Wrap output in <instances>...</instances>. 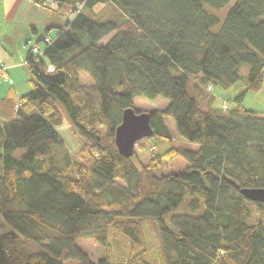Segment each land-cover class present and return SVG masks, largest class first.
I'll return each instance as SVG.
<instances>
[{
    "label": "trees",
    "instance_id": "16d2710c",
    "mask_svg": "<svg viewBox=\"0 0 264 264\" xmlns=\"http://www.w3.org/2000/svg\"><path fill=\"white\" fill-rule=\"evenodd\" d=\"M31 1L53 20L28 51L30 89L0 101V264H264V202L241 192L264 188V112L213 93L245 64L246 91L262 88L264 0ZM137 97L168 101L147 110L151 137L173 141L170 117L197 147L122 156ZM177 158L183 170H163Z\"/></svg>",
    "mask_w": 264,
    "mask_h": 264
},
{
    "label": "rangeland",
    "instance_id": "374dc122",
    "mask_svg": "<svg viewBox=\"0 0 264 264\" xmlns=\"http://www.w3.org/2000/svg\"><path fill=\"white\" fill-rule=\"evenodd\" d=\"M17 3H18L17 9L19 10V17H16L15 14H12V15H9V17H6V15H4V12H3V6H0V15H1L0 35L2 36V32L4 31V29L10 26L12 22H17L18 20L19 21L17 24L18 28L22 30L24 34L31 36V40L28 41V43H26V40H29V39L24 38L25 36L21 40V43H22L21 45L22 47H24V50L25 49L28 50L31 46L36 45L37 38L44 32L41 22H44L45 16H47L49 12H48V8L43 7L41 5H37L31 0H24V1L19 0V2ZM9 18H14V21L10 20ZM31 24H33L34 26L35 25L38 26L39 28L38 33L32 32ZM12 26H14V24ZM40 45L44 46L45 43L41 42ZM247 72H248V65L245 64L241 67V73L244 76L243 79H241L239 82H237L236 84L228 88H223L221 86L215 87V91L213 93L216 97L215 104H214L216 107H221L222 104H225V103H228L230 108L235 107L236 103L234 99L236 98V96H238L241 93H245L242 99V104L247 108L264 112V82H263L262 88L259 91H253V90L246 91L247 90V79H246ZM6 78L7 76L3 74L0 80L6 79ZM81 79L83 81L91 80L88 74H86L85 72H81ZM29 89H30V83L28 82L26 84V89H22L21 92H23L24 94ZM166 104H168V101L160 100V99H157L155 101H151V100H148L142 97H137L135 99V107L142 111H147L153 108H162L163 106L165 107ZM166 120H167L169 129H170L173 141L160 142L156 137H150V138L147 137V138L140 140L136 146L137 153L140 154L136 158L137 161L147 159L148 153L143 148L145 146L149 147L153 144L158 145L161 149L168 148L171 146V144L181 145V146L190 147V148L197 147L196 144H193L179 136L175 121L172 118L168 117ZM64 123L66 125L63 126L62 133L67 139L69 138V132H68L69 120H68V117H66V115H65ZM66 142H67V148L69 149L70 152L74 154L75 148L77 147V138L75 136H73L72 138L70 137L69 139H67ZM185 167H186V162L180 158H177L174 160H166V161L164 160L162 164V168L165 171H174V170L180 171V170H183ZM147 229L149 230L151 236H154V237L157 236V229H156V225L154 224V222L152 221L148 222ZM78 243L80 246H82V248L87 253L91 255V257L94 260H98L100 257L104 255L103 248L91 239H82L78 241ZM33 246L34 248L32 249L30 248L29 250L31 251L42 250L41 246H39L38 244H34ZM156 247L160 248L158 244H156ZM74 264H77V263H74Z\"/></svg>",
    "mask_w": 264,
    "mask_h": 264
},
{
    "label": "crops",
    "instance_id": "0c3cea01",
    "mask_svg": "<svg viewBox=\"0 0 264 264\" xmlns=\"http://www.w3.org/2000/svg\"><path fill=\"white\" fill-rule=\"evenodd\" d=\"M17 2H19V0H0V6H3V12L6 17L12 14L19 17ZM9 19L14 21V18ZM51 20H53V16L49 12L47 16H45L44 22H41L43 30ZM18 22V20L17 22H12L10 26L4 29L2 36L0 35V65L4 64L8 68L7 78L0 80V101L7 94L12 92L20 97L23 94L21 90L26 89V84L28 83L29 73L26 58L30 48L24 50V47L21 45V40L25 36L24 38L29 39L26 40V43H28V41L31 40V36L24 34V32L18 28ZM13 24L14 26H12ZM31 30L34 33L39 32L37 25L34 26L31 24ZM1 124L2 120L0 118V125Z\"/></svg>",
    "mask_w": 264,
    "mask_h": 264
},
{
    "label": "water",
    "instance_id": "95a60500",
    "mask_svg": "<svg viewBox=\"0 0 264 264\" xmlns=\"http://www.w3.org/2000/svg\"><path fill=\"white\" fill-rule=\"evenodd\" d=\"M154 135L150 122V113L147 111L137 112L134 108H127L123 112L122 122L116 128L115 140L119 153L126 157H132L137 143ZM241 192L251 201L264 202V188L247 187Z\"/></svg>",
    "mask_w": 264,
    "mask_h": 264
},
{
    "label": "built area",
    "instance_id": "2783aa9c",
    "mask_svg": "<svg viewBox=\"0 0 264 264\" xmlns=\"http://www.w3.org/2000/svg\"><path fill=\"white\" fill-rule=\"evenodd\" d=\"M38 49H39V47L35 46V48H34L35 52L38 51ZM5 72H6V68L5 67L1 68V70H0V78L3 76V74ZM224 107L225 108L227 107V103L224 104Z\"/></svg>",
    "mask_w": 264,
    "mask_h": 264
}]
</instances>
